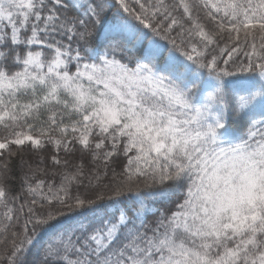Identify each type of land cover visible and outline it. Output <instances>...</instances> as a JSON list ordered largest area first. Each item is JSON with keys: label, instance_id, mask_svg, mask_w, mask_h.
I'll use <instances>...</instances> for the list:
<instances>
[{"label": "snow or ice", "instance_id": "obj_1", "mask_svg": "<svg viewBox=\"0 0 264 264\" xmlns=\"http://www.w3.org/2000/svg\"><path fill=\"white\" fill-rule=\"evenodd\" d=\"M0 264H264V0H0Z\"/></svg>", "mask_w": 264, "mask_h": 264}, {"label": "trees", "instance_id": "obj_2", "mask_svg": "<svg viewBox=\"0 0 264 264\" xmlns=\"http://www.w3.org/2000/svg\"><path fill=\"white\" fill-rule=\"evenodd\" d=\"M209 27H211V25H209ZM226 35L227 34H225V40H226ZM225 40H222L221 41V44H223L224 42H225ZM121 160H123V157H121ZM119 170V169H118ZM19 180H17L16 182H15V190L16 191H19ZM173 199H176V197H173ZM157 207L158 208H161L162 210L165 208V207H167V205H164V204H157ZM155 217H153L151 214H149V216H148V219L151 221V220H153ZM87 222V221H86Z\"/></svg>", "mask_w": 264, "mask_h": 264}]
</instances>
